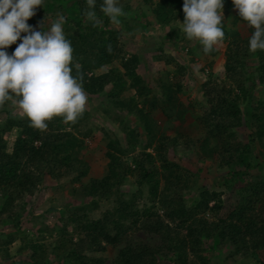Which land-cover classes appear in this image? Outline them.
<instances>
[{
	"label": "trees",
	"instance_id": "trees-1",
	"mask_svg": "<svg viewBox=\"0 0 264 264\" xmlns=\"http://www.w3.org/2000/svg\"><path fill=\"white\" fill-rule=\"evenodd\" d=\"M146 2L151 19L170 27L168 37L177 43L183 0ZM101 3L97 0L101 23L95 27L84 15L87 0H44L27 23L37 27L44 20L48 26L63 15L66 38L73 47L72 75L82 82L87 99L106 94L112 106L101 105L94 111L114 116L113 109L118 108L115 114H127L136 123L125 125L126 117H117L124 125L126 144L112 139L104 151L105 175L84 182L91 171L84 159V140L93 137V129L85 128L92 116L86 107L73 122L54 117L46 129H37L12 101L0 105V114L5 115L0 122V226L11 222L15 229L0 240V247L8 256L21 229L22 204L43 186L46 176L55 180L70 176L71 188L79 186L71 194L81 196L83 202L57 217L62 225L55 236L50 234L52 243H24L18 254L30 251L27 264H215L210 252L225 249L229 261L264 264V96L254 97L257 90L264 94V51L249 49L253 28L239 17L231 0H225L223 12L234 26L227 29L226 20H221L220 41L227 44L225 78L218 82L209 76L201 86L202 103L180 97L186 91L182 79L159 75L151 83L144 79L139 74L141 58L126 51L121 29L100 12ZM119 5L125 13L119 25L126 26L130 12ZM243 25L249 32L245 38L238 29ZM250 60L257 61L255 68L248 67ZM105 67L107 72L97 74ZM128 91L134 94L127 96ZM156 111L166 118L165 127L154 118ZM14 130L18 134L9 152L7 137ZM181 146L193 154L197 165L209 162L224 171L223 180L234 198L228 215L221 216L223 194L207 187L197 189L189 203L186 196L196 187L195 174L177 159ZM128 182L136 189L124 193ZM145 192L150 206L140 207ZM97 210L103 211L95 219ZM49 229L43 226L39 233ZM150 237L157 241L151 243ZM109 248L115 250L113 258L103 256Z\"/></svg>",
	"mask_w": 264,
	"mask_h": 264
},
{
	"label": "rangeland",
	"instance_id": "rangeland-1",
	"mask_svg": "<svg viewBox=\"0 0 264 264\" xmlns=\"http://www.w3.org/2000/svg\"><path fill=\"white\" fill-rule=\"evenodd\" d=\"M157 1L158 0H151V4ZM119 2L123 7H127L130 12V18L128 19L129 24L126 25L130 27V30L124 24L117 25L113 23V27L121 29L122 42L126 45V51L131 55L137 54L141 58L139 74L149 83L156 79L158 75L162 76V78L168 76L172 81L182 79L186 85V91L181 93L180 97H191L196 101L204 103L205 99L201 92L203 83L209 80L211 74L213 75L212 78L218 82H222L225 78V51L227 49V44L219 41L213 46L211 51L205 53L203 51V46L197 40L187 39L183 31L179 33V41L174 43V41L170 40L168 37L172 29L170 27L161 26L151 19L152 13L149 10L146 0H119ZM221 20H226L227 29L234 27L229 21L230 17L228 14L223 12ZM238 29L242 37L245 38L249 35L247 26L243 25ZM159 48L162 50L160 51ZM167 61H172L173 63L167 65ZM256 65L257 61L255 60H250L248 63L249 68H255ZM108 69L109 67H105L98 71L97 74L107 72ZM253 71L254 69L250 72L253 73ZM133 94V91H128L126 93L127 96ZM263 96L264 94L260 90L254 93V97L262 98ZM101 105H106L109 108L112 107L107 102L106 94L95 96L90 100L87 99L85 106L87 111L92 113L91 118L86 122L85 128L93 129V137L84 140V159L91 165L90 175L84 182L90 177L105 175L108 159H106L104 151L112 139H119L122 144H126V132L122 128L124 125L117 120V117L120 119L126 117L124 122L125 125L136 123V120H131L127 114H115L118 108L113 109L114 116H106L101 110L94 111V109L99 108ZM243 108L245 109L246 106H243ZM21 112L20 114L24 116ZM4 118L5 115L0 114V122L3 121ZM154 118L161 127L166 126V118L160 111L154 113ZM168 126L171 127L172 124ZM140 129L143 131V127ZM244 130L248 131L246 127ZM193 132L196 133V130H193ZM16 135L17 133L14 132L11 136L7 137L9 141V152L12 151ZM181 147L179 148V156L177 159H181V164L195 174L193 181L196 187L191 189L186 196L187 199H190L189 203L192 204L194 202L198 194V192H196L197 189L200 187H207L211 191L223 194L225 209L222 211L221 216L228 215L231 209H233L234 198L231 196V192L227 189L223 180L225 175L224 171H219L216 166L211 167L209 162L197 165L196 158L193 157V154L184 151V146ZM170 159L172 161L176 159L173 153H171ZM199 168L202 169V172L198 174L196 171ZM71 180L72 177L70 176L62 178L61 180H55L50 176H46L43 186L32 198L23 202L22 206L24 211L20 210V213L23 214L21 229H19L17 233V239L14 244L8 248V256L2 246L0 247V264H22V262L24 263L25 261V264H27L30 251L25 250L23 254H18V250L23 247L25 242L37 241L45 245L52 243L54 237L52 238L50 234L53 233L55 236L62 225L59 220L57 221V217L61 214L66 215L68 212H73L75 206L83 202L81 196H72V188H78L79 186L76 184L71 188ZM135 189L136 187L132 186L129 182L123 187L124 193H131ZM139 200L140 207L146 205L148 207L150 206L147 192H145ZM89 202V199L84 201V203ZM112 206L113 204H108L106 207L111 208ZM102 211L103 210H97L94 214L92 213V216L98 219ZM12 225L11 222H8V224L0 226V232L4 231L0 233V240L5 239L6 236L11 233H15V229H13ZM43 226H48L50 229L48 232L46 231L41 234L39 233V229ZM54 227H56V230H52ZM147 240L151 243L157 241L151 237ZM114 255L115 250L113 248H109L106 253L103 254V256L111 258H113ZM227 255L228 251L226 249L215 253L210 252V257L214 259L215 264H246V262L237 260L229 261L226 259ZM254 263L253 260L247 262V264Z\"/></svg>",
	"mask_w": 264,
	"mask_h": 264
},
{
	"label": "clouds",
	"instance_id": "clouds-1",
	"mask_svg": "<svg viewBox=\"0 0 264 264\" xmlns=\"http://www.w3.org/2000/svg\"><path fill=\"white\" fill-rule=\"evenodd\" d=\"M231 2L239 17L253 28L250 51H264V0ZM43 3L44 0H0V105L12 101L37 129H46L47 121L54 117L75 121L87 102L82 82L72 75L73 47L63 28L65 17L59 15L48 26L44 20L37 27L27 23ZM96 3L97 0H87L84 12L94 27L101 23ZM224 3L225 0H183L182 31L187 39L197 40L205 53L224 37L220 27ZM100 12L114 24H119L125 15L119 0H102ZM13 44L16 47L9 53L7 49Z\"/></svg>",
	"mask_w": 264,
	"mask_h": 264
}]
</instances>
